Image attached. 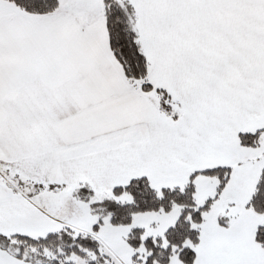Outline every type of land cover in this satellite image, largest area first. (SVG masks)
Segmentation results:
<instances>
[{
	"label": "snow or ice",
	"instance_id": "obj_1",
	"mask_svg": "<svg viewBox=\"0 0 264 264\" xmlns=\"http://www.w3.org/2000/svg\"><path fill=\"white\" fill-rule=\"evenodd\" d=\"M0 264H264V0H0Z\"/></svg>",
	"mask_w": 264,
	"mask_h": 264
}]
</instances>
